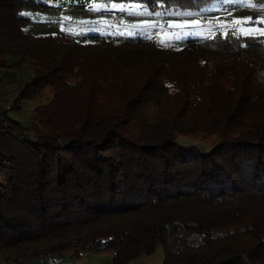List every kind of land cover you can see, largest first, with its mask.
<instances>
[{"label":"trees","instance_id":"16d2710c","mask_svg":"<svg viewBox=\"0 0 264 264\" xmlns=\"http://www.w3.org/2000/svg\"><path fill=\"white\" fill-rule=\"evenodd\" d=\"M128 1L197 14L213 0ZM47 9L0 0V67L34 71L13 107L53 92L35 141L1 109L0 264L68 250L128 264L159 244L164 264H264V35L176 50L28 32Z\"/></svg>","mask_w":264,"mask_h":264},{"label":"rangeland","instance_id":"374dc122","mask_svg":"<svg viewBox=\"0 0 264 264\" xmlns=\"http://www.w3.org/2000/svg\"><path fill=\"white\" fill-rule=\"evenodd\" d=\"M48 6L43 12H37L39 17L32 19L26 25V30L34 35L69 34L80 41H88L93 36L138 38L155 42L163 47L183 46L189 41L205 40L217 33L224 35L229 32L248 36H259L264 31V0H213L203 6L200 15H213L226 12L231 8L242 7L240 11L232 14H223L219 18H212L203 22L200 15L192 14L176 8H157L151 10L142 2L128 0H35ZM99 10H95L96 8ZM245 7V8H243ZM143 13V14H138ZM159 13V15H157ZM34 15V16H36ZM246 24H234L233 21H244ZM180 25L181 27H169ZM163 41V42H162ZM179 50V48H176ZM9 66L0 67V120L3 118L1 109L20 121L24 127L27 139L36 140L41 135H50L52 128L40 124L37 120L36 110L51 103L53 92L47 91L44 98L34 101L17 103V87L20 81L34 75L32 65H19L18 61L9 57ZM94 65V64H93ZM21 100V99H20ZM178 141L185 144L205 145L189 137H179ZM165 252L159 244L151 255H143L128 264H164ZM49 259L32 260L24 264H50ZM57 262L53 264H114L113 252L102 251L79 253L68 250L56 256Z\"/></svg>","mask_w":264,"mask_h":264},{"label":"built area","instance_id":"2783aa9c","mask_svg":"<svg viewBox=\"0 0 264 264\" xmlns=\"http://www.w3.org/2000/svg\"><path fill=\"white\" fill-rule=\"evenodd\" d=\"M245 8V7H243ZM242 9V7H236V8H231L229 9L228 11L226 12H221L220 14L218 15H212V16H203L201 17V20L203 22V25H205V22L209 19H212V18H219L220 15H223V14H232L234 12H237V11H240ZM261 11L264 10V8L260 9ZM101 40H108V41H124V38L123 37H112V36H107V37H103L101 38Z\"/></svg>","mask_w":264,"mask_h":264},{"label":"snow or ice","instance_id":"6c2138e0","mask_svg":"<svg viewBox=\"0 0 264 264\" xmlns=\"http://www.w3.org/2000/svg\"><path fill=\"white\" fill-rule=\"evenodd\" d=\"M95 10H99V8L97 7ZM138 14H143V13H138ZM157 15H159V13H157ZM247 22H248L247 20H244V21H233L234 24H246ZM257 23H264V20L257 21ZM169 27H181V26L180 25H169ZM261 34L264 35V31H262ZM224 35L227 36V32H225Z\"/></svg>","mask_w":264,"mask_h":264}]
</instances>
